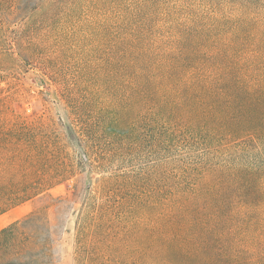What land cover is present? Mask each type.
Returning a JSON list of instances; mask_svg holds the SVG:
<instances>
[{"label": "trees", "instance_id": "obj_1", "mask_svg": "<svg viewBox=\"0 0 264 264\" xmlns=\"http://www.w3.org/2000/svg\"><path fill=\"white\" fill-rule=\"evenodd\" d=\"M27 75L0 264H264V0H0V84Z\"/></svg>", "mask_w": 264, "mask_h": 264}, {"label": "rangeland", "instance_id": "obj_2", "mask_svg": "<svg viewBox=\"0 0 264 264\" xmlns=\"http://www.w3.org/2000/svg\"><path fill=\"white\" fill-rule=\"evenodd\" d=\"M0 87L2 88V90L0 89V100L2 98L5 99V101L1 103L2 107H7L8 110L12 108L14 111L21 114V116L26 117L29 120L35 119L36 117L39 118L42 117L43 120L47 121V119L49 118L48 114L44 113L42 107L39 104L38 105L30 104L32 101V97H30V95L37 94L38 91H40V89L46 90V88L40 83H38L37 80L33 79L32 77L30 78V76L27 75L23 79L17 81V83H15L12 87H7L4 84H0ZM10 100H14V101L11 102ZM56 110L62 114L61 109L59 107H57ZM55 113L51 111L50 116L56 117ZM72 186H73V181L61 182L60 184L52 188L50 190V193L55 198L61 197V198L70 199ZM61 203L63 205V209H61V214L54 215L52 210L49 211V216L51 218L50 226L52 230H56L57 229L56 223L57 222L60 223L65 218V216L68 215L69 212L67 207L74 206L78 208L80 206V201L74 204L72 202H65V201ZM34 205L35 203L33 201L25 202L1 214L0 230L10 225L11 223L22 220L32 211ZM77 212L78 211H75V215H70L71 224L73 223L74 217H76ZM53 255L54 257H56L55 251H53Z\"/></svg>", "mask_w": 264, "mask_h": 264}]
</instances>
